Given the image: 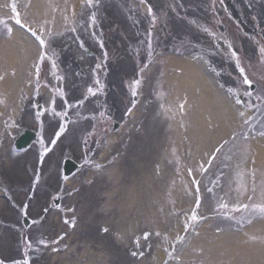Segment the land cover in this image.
<instances>
[{"label": "rangeland", "instance_id": "obj_1", "mask_svg": "<svg viewBox=\"0 0 264 264\" xmlns=\"http://www.w3.org/2000/svg\"><path fill=\"white\" fill-rule=\"evenodd\" d=\"M18 21L45 47L41 78L50 89L33 99L34 81L16 91L10 81ZM173 57L206 60L230 99L208 105ZM93 65H103L101 73ZM28 73L29 82L35 72ZM262 77L264 0H0V264H72L86 251L78 262L216 264L211 245L231 257L226 264H264ZM137 80L139 104L125 87ZM102 83L112 91L95 96ZM102 98L125 121L105 137L89 132ZM37 100L53 112L41 123L40 143L18 151L16 137L37 125V106H27ZM68 112L73 120L64 128ZM217 118L228 132L216 139ZM193 122H202L192 130L203 134L201 149L190 137ZM68 154L82 168L64 178ZM103 173L114 182H101ZM87 206L92 226L107 230L90 228L91 241L82 236L78 247L70 237Z\"/></svg>", "mask_w": 264, "mask_h": 264}, {"label": "bare ground", "instance_id": "obj_2", "mask_svg": "<svg viewBox=\"0 0 264 264\" xmlns=\"http://www.w3.org/2000/svg\"><path fill=\"white\" fill-rule=\"evenodd\" d=\"M12 37H13V41H12L11 45H12L13 53H14V62L16 61V67H15L14 76L12 77V79L10 81H12V83H13L12 89L14 91H16L18 89H21V86L28 87V85L31 84V82L30 81L28 82V79H27L29 76L28 71L37 59L38 46L32 40V38L30 36L26 35L21 29H18L17 27H14V29H13ZM179 60H181V61H179ZM170 63L173 66L180 68L181 71H183V72L184 71H190L194 75V77H192L193 79L191 80V83L194 87H196V89H197V86L200 85L199 91L204 92V94H205V95H202V97H203L202 99L203 100L205 99V101L208 105L214 104L212 102L213 100L211 99L212 97H214V102L217 103V106H220V105L224 106V104H225L224 100L225 99H224L222 93L216 87L213 79L205 71V69L202 67L201 64L193 61L192 59H184V58L176 59L175 57H173V59L170 60ZM2 74L5 75L6 72L3 71ZM228 106L229 105H225L224 108L230 109V107H228ZM216 114H219V113L217 112ZM232 116H234V115L232 114ZM216 120H217V125L213 129H211V132H214L213 134L216 135L215 138L217 139L221 135L227 134L228 128H227V124L225 125V123L221 122L222 118H217ZM201 124H202V122H193V125L190 128V130H191L190 137H193L196 140L195 143L197 144L199 149L203 148L205 145L204 141L200 140L201 138L198 139V137H200L203 134L199 131L194 132L192 130H194L196 128V126L198 128L199 126H201ZM181 127H182V125H178L176 121L172 125L171 130H173V134H175L174 136H176V138L181 136V134L178 133V131ZM207 130H209V129H207ZM188 139L190 140L191 138H188ZM97 176H98V174H97ZM98 178H100L101 182L106 181L107 185L111 184V182H114V178L112 176H108L105 173H103ZM124 178L125 179L129 178V175L124 174ZM90 180L91 179H89L88 181H90ZM83 184H85V183H83ZM81 210H82V213L79 216L78 223L76 224L75 228L73 229V235L70 237V241H74V240L78 241V247L81 246V244H79V241L82 238V236H84V239L91 241V239H88L87 234L91 231V229L93 227L92 226L93 222L95 221V219L92 218L93 216H90L87 219L88 216L85 215V213L89 210V206H87L85 208V210H83L82 208H81ZM111 222L113 223L114 226L116 224H118V220L116 219L115 216L110 218L109 224ZM93 228H104V230H107L106 226L103 227V225H100V224L95 225ZM63 229H67V228L64 226ZM112 232L113 231H109V230L107 231L109 236H110V233H112ZM96 242L98 243L99 239H97ZM93 243H94V241H93ZM59 246H62V244L60 243ZM212 249L217 251V253H216L217 254L216 255V259H217L216 264L229 263L231 257L230 256L229 257H221L222 256V247L220 245H217V246L211 245L209 247V250H212ZM75 250L76 249H74L73 251H68L67 257H68V255L69 256L76 255L74 253ZM89 253H90V251L89 252L86 251V252H83L82 254H80L78 257H75V259L72 258V261H71L72 264H84L83 262H78V258L80 257V258L85 259L86 257L90 256ZM93 253L94 252H92L91 254H93Z\"/></svg>", "mask_w": 264, "mask_h": 264}, {"label": "water", "instance_id": "obj_3", "mask_svg": "<svg viewBox=\"0 0 264 264\" xmlns=\"http://www.w3.org/2000/svg\"><path fill=\"white\" fill-rule=\"evenodd\" d=\"M34 139V135L32 132H27L25 135H23L17 142L18 148H25L27 147ZM66 173L69 175L72 172L75 171L76 165L72 164L70 161L67 162L66 166Z\"/></svg>", "mask_w": 264, "mask_h": 264}, {"label": "snow or ice", "instance_id": "obj_4", "mask_svg": "<svg viewBox=\"0 0 264 264\" xmlns=\"http://www.w3.org/2000/svg\"><path fill=\"white\" fill-rule=\"evenodd\" d=\"M41 43H44L43 40H41ZM243 71H244L243 68H241V72H243ZM138 83H139V82L137 81V84H138ZM244 83H245V84H251L252 82H251L250 80H248L247 77H245V78H244ZM193 218L195 219V217H193Z\"/></svg>", "mask_w": 264, "mask_h": 264}, {"label": "flooded vegetation", "instance_id": "obj_5", "mask_svg": "<svg viewBox=\"0 0 264 264\" xmlns=\"http://www.w3.org/2000/svg\"><path fill=\"white\" fill-rule=\"evenodd\" d=\"M103 103H105V102H103ZM108 117L111 119V117L109 116V113L104 112L103 121L105 122V124H107Z\"/></svg>", "mask_w": 264, "mask_h": 264}]
</instances>
